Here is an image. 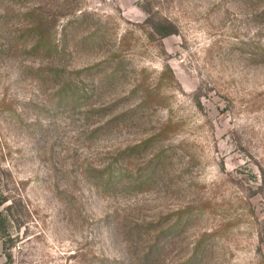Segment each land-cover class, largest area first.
Instances as JSON below:
<instances>
[{
  "label": "rangeland",
  "instance_id": "obj_1",
  "mask_svg": "<svg viewBox=\"0 0 264 264\" xmlns=\"http://www.w3.org/2000/svg\"><path fill=\"white\" fill-rule=\"evenodd\" d=\"M5 196L0 264H264V0H0Z\"/></svg>",
  "mask_w": 264,
  "mask_h": 264
},
{
  "label": "trees",
  "instance_id": "obj_2",
  "mask_svg": "<svg viewBox=\"0 0 264 264\" xmlns=\"http://www.w3.org/2000/svg\"><path fill=\"white\" fill-rule=\"evenodd\" d=\"M8 200H9V198L8 197H1L0 198V207H2L3 205H5L7 202H8ZM20 202H21V204L23 203L22 202V200H19ZM23 205H24V203H23ZM11 206H12V204L11 205H9V206H7V208L6 209H10L11 208ZM0 220L1 221H3V223L5 222V221H7V219H6V217H5V215L3 214V213H0ZM3 229H4V234L2 235L1 233H0V240H4L3 238V236H8L7 235V232H6V225H4L3 224V227H2ZM5 241V240H4ZM3 241V244H4V246H7L8 245V243H7V241L6 242H4ZM7 256H9V255H7Z\"/></svg>",
  "mask_w": 264,
  "mask_h": 264
}]
</instances>
